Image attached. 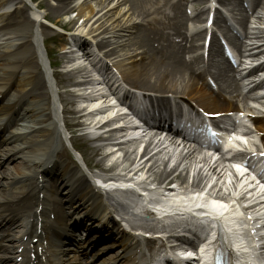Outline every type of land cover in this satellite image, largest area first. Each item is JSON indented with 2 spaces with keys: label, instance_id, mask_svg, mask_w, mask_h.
<instances>
[{
  "label": "bare ground",
  "instance_id": "1",
  "mask_svg": "<svg viewBox=\"0 0 264 264\" xmlns=\"http://www.w3.org/2000/svg\"><path fill=\"white\" fill-rule=\"evenodd\" d=\"M23 1L21 0L20 4ZM55 1L56 5L48 2L52 13L50 16L59 18L62 14L76 13L77 18L83 22L82 29H78L77 32H81L83 35L87 30L85 36L95 41L97 43L96 48L104 55L108 56L106 51L110 49L109 53L112 54L108 57H111L112 63L121 69L130 82L153 91L175 93L180 96H193L200 99L206 108H209L210 97L197 80L191 75H187L178 66L167 64L158 58L153 54V50L146 46L142 37L134 41L133 37H129L127 40H119L121 33H137L138 12L142 11V1L102 0L99 3V7H101L99 12H96L88 0ZM30 2H35L36 5L35 10L32 11L33 17H36L35 20H32L25 13L27 12V6L17 10V15H21L23 20L15 25H10L9 16L7 15L0 19L2 20L1 24H4L0 27V35L4 33L7 37L0 39V96L11 90L15 93L7 101L8 103L0 108V119L3 118L4 120L12 114L21 115L26 121H33L31 122L33 125L28 127L27 130L33 133V136H36L34 138L32 136V139L20 145L15 141L26 139V135L21 134L8 138L5 143L14 144L17 147L8 148L6 152L0 153V166L7 165L5 172L0 174V186L4 189L3 194L10 187H22L19 192L22 199L17 206L19 210L18 217L21 216L22 218L32 205L31 197L34 196H31L30 189L37 188L38 191V187L42 184L45 187H50V178L55 177L57 179L56 185L63 184L61 188L63 190L66 187L63 181L74 177L71 174V168L61 157V153L63 154L61 148L62 146L64 148L63 142L67 141V129L61 125L60 113L56 107L55 84L52 81H47L46 84L45 80H42L39 84L37 65L34 66L36 63L35 58L38 60L39 53L45 57L42 46L38 47L40 45L39 37L37 38L33 34L36 25L39 23V16L37 15H41L37 10L42 9L45 0H31ZM143 2L145 3V0ZM123 5L129 9L127 11L126 9H120L117 14L113 15V11ZM103 12L105 14L101 16L100 14ZM112 16H114V19L117 18L121 21L106 26L108 25L104 24L106 19ZM47 17L51 18L48 15L44 16L43 19L45 20ZM75 23V20H72L69 26ZM107 36L118 38V40H108ZM76 39L75 37L72 38L74 43L79 45L80 50L84 49L86 51L87 61L94 58V60H97L95 52L88 51L87 45L78 42ZM60 57L62 64L66 65L69 59L67 53L61 54ZM42 60L44 62V59ZM75 73L81 75V78L84 79L83 84L78 85L79 89L83 90L84 86L91 85L93 80H91L90 72L80 67ZM60 76L67 80L73 79L71 72L70 74L62 73ZM42 91H45V94H42ZM48 95L53 96L51 103L48 101ZM81 97L79 96V98ZM211 112L215 114V111L211 110ZM74 114L76 115V121L83 119V116H80L82 111ZM132 138V135H123L119 132H111L106 138L97 135L90 138L96 144L105 139L103 141L107 144L104 145V148H112L107 149L109 151L104 153L102 146L95 144L93 153L98 159L92 163V167L106 169L105 162L114 157L116 153L122 152L123 161L121 163L114 162L110 165L111 181L113 179L119 180L120 184L130 187L132 191L134 189L143 190V187H147L148 184L157 183L155 190L150 189L155 196L164 197L168 201H182V203L199 208L216 207L221 203L230 206L233 205L231 200L233 197L240 195L247 198L246 195L249 194L251 197H256L258 194L247 178H239L232 169L219 165L213 159L204 158L199 161L195 153L188 151L177 160L173 158V154L164 152L165 144L162 143H158L150 152L141 155L138 150L127 147V144L134 141ZM15 161H18L16 163L18 165L10 167ZM173 161L176 164L170 169L169 165ZM177 174L179 175L177 176ZM85 185L84 179L80 187ZM72 191L70 190L69 194ZM65 192L67 194L68 190ZM231 196L233 197L231 198ZM7 200L8 198L5 196L0 197V209L5 206ZM230 208L233 209V206ZM19 229L20 232L24 230L23 221L20 223ZM55 252L56 255L61 257L57 260L60 264L77 260V258L69 257V249L57 246Z\"/></svg>",
  "mask_w": 264,
  "mask_h": 264
},
{
  "label": "rangeland",
  "instance_id": "2",
  "mask_svg": "<svg viewBox=\"0 0 264 264\" xmlns=\"http://www.w3.org/2000/svg\"><path fill=\"white\" fill-rule=\"evenodd\" d=\"M39 1H41V0H39ZM88 1L91 2L92 6L95 8L96 12H99L101 10V7H99V3L102 0H88ZM48 2H49V4L52 3L53 5H56V1L55 0H45V5L42 7V9L39 11V13L43 14V16H48L49 15V17H51L50 15H52V13H51V9L48 6ZM114 5H115V3H114ZM27 6H28L27 13L30 16V12L32 11L31 8L33 6H31L30 4H28ZM120 9H123V10L126 9V11H127L129 8L127 6H125V5H123L121 7H118V8H116L115 11H113V15L117 14V12H119ZM104 14H105V12L101 13L100 15L102 16ZM72 20H75L76 23L74 25H72V26H69V23ZM12 21H14V20H12ZM120 21L121 20H119L117 18L114 19V16H112L111 18L106 19V23H104V24H108L106 26H109V25H111V24H113L115 22H120ZM45 23L47 25L46 28H48V31L49 32H45L46 35L44 37H46V38H49V37L52 38V39L49 38L50 41H47L48 42L47 43L48 44L47 46H49L51 48V50L53 51V53H54L52 55L54 57L53 59L55 61H57V63H59V65H60V69L58 71L64 72V71L67 70L66 69L67 66L66 65H62V63H60V60L61 59L58 58L57 54H58V52H62V53L69 52V49L68 50L66 49V51H64L63 50L64 48L61 47V45L65 44V41L67 43V40L68 39L66 37L63 38L62 36H60L59 34H57L58 32H57V30H55L56 28L54 26L55 25H58V27H62L66 31H68L70 33H75V34L82 35L81 32L79 33L77 31H78V29H82L81 26L83 25V22H82L81 19L77 18V14L76 13H68V14H62L59 18H55V17L48 18L47 17V20H46ZM46 25H43V27H45ZM74 28H76V29H74ZM131 34H132V32L131 33H128V32L121 33V35L119 36V38H120L119 40H127L129 37H131V38H132V36L134 37V35L130 36ZM85 35H87V30H86V32L83 33L82 36L84 37ZM54 37L58 38V40L55 41L56 38L53 39ZM107 39L108 40H113V39L118 40V38H111V36H107ZM134 40H135V38L133 39V41ZM54 42H56L57 45H60V46L52 45V43H54ZM92 47H94V46L92 45ZM91 49H93V48H91ZM93 50H95V48ZM109 50L106 51V53H107L108 56L112 54V53H109ZM73 56L74 55H71L70 57H73ZM56 78H57V82H58L57 83V86H58V88L60 90L59 92H63L62 90H64V89L67 90L68 87H69L68 86L69 85V81L68 80H64V79H58V77H56ZM62 94H64V93H62ZM67 98H69V97H66V99ZM67 101H68V103L66 104L67 106L64 105V108L67 111L70 110V111L74 112V111H78L79 110V107H78V104H77L78 103V100H76L75 98H73V99H67ZM65 116H66V119H67V127H68V123L72 125L71 128L73 130H71L70 132L73 131V135L75 136V138L77 139V141L80 142L81 144H83L86 147V150H89V153L87 151L85 153V155L88 156L92 161L96 162L98 158L96 156H94V153H93V150H94V147L93 146L94 145L92 143L88 142L86 139L81 138L82 133L80 131V129H81L80 127L77 126L76 128H73V126H75L76 123H77L75 121L74 114H72V113L68 114L67 113V115H65ZM117 154L118 155H117V157L114 158V161H119L120 162L122 160L123 154L122 153H117ZM16 163H18V161L15 162L14 166L18 165ZM105 164L110 165V160H109V162L107 161Z\"/></svg>",
  "mask_w": 264,
  "mask_h": 264
}]
</instances>
